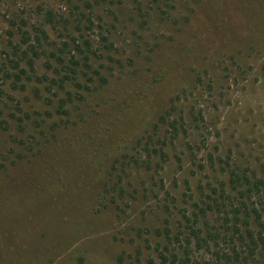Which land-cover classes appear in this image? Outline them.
I'll return each mask as SVG.
<instances>
[{
	"label": "rangeland",
	"instance_id": "374dc122",
	"mask_svg": "<svg viewBox=\"0 0 264 264\" xmlns=\"http://www.w3.org/2000/svg\"><path fill=\"white\" fill-rule=\"evenodd\" d=\"M214 1L0 0V189L16 196L21 178L46 168L60 146L74 157L67 169L87 177L62 213L28 204L6 221L0 264H162V255L168 264L174 255L177 264H264V252L251 256L249 241L235 235L188 245L210 185L219 188L237 166L264 176V0ZM74 56L83 87L76 96L77 80L62 84L74 76ZM151 78L160 82L143 154L164 149L167 161L156 155L152 164L114 168L87 136L84 117L122 90L144 91ZM182 91L189 116L167 118L177 121L174 139L168 122L154 121ZM135 124L119 126L115 139L131 142L128 152L140 158ZM210 218V230L222 231Z\"/></svg>",
	"mask_w": 264,
	"mask_h": 264
},
{
	"label": "trees",
	"instance_id": "16d2710c",
	"mask_svg": "<svg viewBox=\"0 0 264 264\" xmlns=\"http://www.w3.org/2000/svg\"><path fill=\"white\" fill-rule=\"evenodd\" d=\"M214 2H218V0ZM77 50L80 51V48L78 47ZM29 54V50L23 52L24 59H28L29 65L33 66L32 61H29ZM76 58V56L72 57L68 68L74 76L67 77L65 81L62 80V84L66 81L74 82L77 80V83L74 84L75 96L78 94V90L83 88L81 83L78 82V69L81 67V62ZM89 62L90 58L85 56L83 63L84 67L91 71L92 66ZM174 64L175 62L172 61L168 65L173 66ZM84 74L85 77H89L87 73ZM96 74L101 77L100 80L102 85L108 83L106 78L102 77L100 73L97 72ZM165 76L163 79H165ZM87 82V84H91L94 82V79L89 77ZM159 82L160 81H156L155 79L152 80V78L144 81V91L142 92H134V90L131 89L122 90L118 95L116 94L114 98L104 102V110L84 117L83 123L87 136L96 143L99 154L104 159L112 160L114 168L116 165L124 167L132 162L137 165L152 164V160L156 155L158 157L160 156L164 162L167 161L168 155L164 153V149L153 152L147 148L148 154L144 157L143 151L145 147H148V144L142 145L141 140L146 134H149L151 122L154 120L150 117L148 109L151 107V103L154 100L153 92ZM84 88L90 90V85H85ZM67 94L71 102L73 93L69 92ZM186 94V91L178 92L171 99L170 107L167 109L166 113L162 114L160 119L158 121L155 120L154 123H156V125L159 124V122L165 124L168 122L167 118L171 115L176 116L175 119L179 118L185 120L186 118L187 120L189 113L187 114L185 107L182 105V102H184L187 97ZM80 98L82 97L80 96ZM64 104L66 105V102ZM63 105H61L60 108H63ZM130 122L136 123L134 129L136 131L138 129V131L135 134H139L140 136V139H137L138 141L133 147L134 149H132L138 150L140 158L131 156L130 152H128V146L131 142H117L115 139L117 135L115 134L116 129H118L119 126L128 125ZM176 123L170 124L168 122L167 124V128L173 131L172 136H174V139L179 137ZM124 142L126 144L120 146V143L123 144ZM59 148L57 149L58 151H54L49 155L50 161L48 162L49 165L46 164V168H44L45 165L38 166L31 179L29 178V180H27L28 178H21L20 188L14 193L16 196L13 195L11 197L8 195L9 192L5 191L2 193L0 189V203L5 205L6 202H10L7 204V207L0 212V228L6 221L12 220L11 223L13 224L22 213L23 208L28 204L29 206H43L49 209V211H59L62 213L64 208L66 209V207L74 204L75 200L83 195V186L85 185L87 177L67 169V167L71 169L73 166L74 157L69 156L70 154L67 149L59 150ZM37 169L42 171H37ZM62 174L64 175L63 178L60 176ZM220 185L219 188L210 185L209 192L204 191L202 193L203 200L195 206L197 210L194 215L196 225L190 226L188 245L191 246L192 238H195L208 247L210 246V241H216L223 236L228 238L235 235L239 237L242 242L248 240L249 243L247 245H249V247L252 246L250 255L255 257L258 256L259 250L264 252V176H260L255 172L250 173L244 171L240 166H237L230 169L229 173H227V180L225 181V179H223ZM2 195L5 196L2 197ZM7 208H9L8 213H6ZM210 216L216 217L217 221L221 222L222 231L219 230L218 233H213V231L210 230ZM227 226H231V229H227ZM230 232L233 233V235H231ZM7 247H9L7 242H0V250L4 251L3 249ZM13 256L15 257V254H13ZM174 256V261L171 262V264H177L176 259H178V257L177 255ZM162 258V264H168V257L162 255Z\"/></svg>",
	"mask_w": 264,
	"mask_h": 264
}]
</instances>
